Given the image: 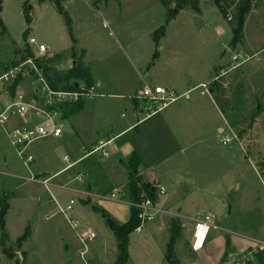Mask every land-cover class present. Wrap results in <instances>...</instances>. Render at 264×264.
I'll return each mask as SVG.
<instances>
[{"label":"rangeland","instance_id":"1","mask_svg":"<svg viewBox=\"0 0 264 264\" xmlns=\"http://www.w3.org/2000/svg\"><path fill=\"white\" fill-rule=\"evenodd\" d=\"M23 2L0 0V76L18 59L13 50H24L29 38L46 46L45 56L73 48L76 61L90 67L95 79L113 83L116 90L111 93L122 98L109 99L102 92L83 100L82 109L62 121V133L73 137L81 152V143L87 145L90 139H80L75 132L82 137L83 131L93 130V137L103 140L109 129L117 134L132 128L108 148L111 163L91 164L88 179H78L74 167L43 185L46 178L36 177V165L52 174L63 168L70 142L65 137L51 139L37 158L34 151L30 174L0 126V196L9 197L5 233L0 231V264H114L115 237L92 208L104 211L116 225L128 220L129 203L121 193L127 185L123 164L129 149L141 158V181L151 183L146 177H154L155 188L163 187L156 206L170 215L129 234L128 264H166L167 218H176L182 228L175 247L177 264H261L256 255L264 240V0L251 1L234 48L230 27L211 0L199 1V13L179 11L166 23L157 44L151 35L166 20L158 0H63L61 10L31 0L28 26ZM235 53L244 62L232 68ZM70 65L67 59L56 69L66 71ZM215 77L223 81L227 106L235 109L230 116L245 121L239 129L253 121L241 140L235 139L205 87ZM22 78L15 93L29 99L34 79ZM145 86L167 89L175 99L137 123L147 113L133 115L132 99L142 109ZM4 92L0 91V106L7 88ZM12 121L14 127L20 125ZM119 158L125 162L118 163ZM183 185L188 191L178 196ZM70 200L72 211L63 213ZM198 213L211 217V227L204 247L192 258L189 240ZM69 218L76 220L75 228ZM87 232L95 234L91 242L82 240ZM4 250L14 257L8 259Z\"/></svg>","mask_w":264,"mask_h":264},{"label":"trees","instance_id":"2","mask_svg":"<svg viewBox=\"0 0 264 264\" xmlns=\"http://www.w3.org/2000/svg\"><path fill=\"white\" fill-rule=\"evenodd\" d=\"M31 0H24L22 5V14L26 26L31 23V6L29 4ZM37 5H42L45 2L50 3L57 10H61V2L63 0H33ZM200 0H158L162 7L166 11V20L163 26H160L152 35V40L157 44L158 40L164 36L165 25L168 21L173 19L177 13L181 10H191L193 12L199 13L198 3ZM216 6L219 13L227 21L230 31H231V42L230 45L232 48L236 47L239 44L241 39V31L243 28V23L247 13L250 10V4L252 0H211ZM228 14L230 19L228 20ZM26 32L22 34L23 41L26 39ZM1 35V34H0ZM13 54L17 56V60L11 63V68H15L18 65L24 63L28 59L32 61L37 70L45 77L50 88L55 91H76L75 83L82 82L87 88L92 87L91 77L87 68H85L82 63L76 61L73 48L68 51L61 52L53 56H44L42 58L33 59V55L27 46L24 47V50H13ZM158 53L155 52L153 58L156 59ZM70 60V68L66 71H58L56 67L66 60ZM7 69L6 71H9ZM31 75H35L31 72ZM52 75V76H51ZM23 76L18 75L10 84L7 86V93L9 97L15 95V89L19 85L20 81L23 79ZM209 95L212 98V101L218 108V110L224 115L226 123L230 128L232 134L236 140H241L243 135L247 130L252 126V120L240 130V127H243L245 124L244 119L240 120L236 117H231L230 114L235 112V109L226 104L225 99V89L223 86V81L221 78L215 77L208 85L205 86ZM83 101L63 103L59 105V108L62 113V118H67L68 114L78 112L82 109ZM258 108L255 109V114L258 112ZM65 118V119H66ZM126 170V189L121 193L122 199L130 204L140 203L144 199H149L152 203L157 202L155 186L152 184L144 183L141 181L140 176H138L139 160L136 155H132L128 158V161L124 163ZM148 185V187H147ZM8 194L4 193L0 196V231L5 233L4 230V216L9 207L8 205ZM92 210L95 213H99L104 218H109L104 211L99 208L93 207ZM129 218L122 224L117 225V230L113 233L116 240V258L114 264H128L130 262L128 256V237L129 234L135 231L136 227L139 224L137 219V209L133 206H129ZM166 228L168 230V241L165 246V255L164 261L166 264H177L178 257L175 252V247L181 241V231L182 228L178 224L176 218H167ZM28 237V229L24 232L20 240L25 241ZM189 256L194 258V252L190 250ZM258 260L261 264H264V250L258 251L257 255ZM236 264V263H233ZM242 264V263H238ZM245 264H250L246 262Z\"/></svg>","mask_w":264,"mask_h":264},{"label":"built area","instance_id":"3","mask_svg":"<svg viewBox=\"0 0 264 264\" xmlns=\"http://www.w3.org/2000/svg\"><path fill=\"white\" fill-rule=\"evenodd\" d=\"M230 19V16L227 17ZM106 23H103V27ZM26 46L30 49L31 46L35 47L33 52V59L44 57L48 49L42 43H37L34 38H29ZM233 63L232 68L244 61L241 60V54L235 53L231 57ZM33 72L35 75H31ZM18 75L23 77H30L34 79L35 88L33 89V97L25 99L23 95L16 94L12 97L6 96L2 105L0 106V126L3 128L12 147L15 149L17 157L22 161L23 166L28 168L33 161V155L29 153V148L32 143L47 138L58 139L62 134V113L59 108L60 104L78 102L83 100H92L99 95L93 87L87 88L83 83H77L76 91H55L50 88L45 77L37 70L32 61L28 59L24 63L15 68L6 71L0 76V91H5L6 83L12 82ZM175 98L172 97L168 90L156 86H145L142 89V100L144 107L141 110L146 111V116L153 115L155 112L165 108ZM40 100V103H39ZM154 108V112L151 109ZM151 111V112H150ZM145 116V117H146ZM13 119L19 121V126L14 127ZM108 142H99L91 146L90 150L83 151L85 157L97 154L107 156L104 148ZM65 167L62 171L68 170L72 167L73 163L70 162L68 156L62 159ZM34 181V178H31ZM48 180H43L41 183L47 185ZM264 186V179H263ZM156 196L164 195L163 187L157 186L155 188ZM111 198L114 194L110 195ZM156 203H152L149 199H144L137 204H128L135 207L138 211L137 219L139 221L135 231L140 232L146 223L154 221L157 217H165L170 215L166 210L157 208ZM74 204L72 200L65 207L63 213L72 211L71 206ZM72 228L76 227V220L68 219ZM211 227V217L207 214L198 213L193 220V228L190 235L189 247L192 252L200 251L206 242ZM264 232V230H263ZM95 239L93 232H87L82 240L91 242ZM264 250V240L258 243V251Z\"/></svg>","mask_w":264,"mask_h":264},{"label":"crops","instance_id":"4","mask_svg":"<svg viewBox=\"0 0 264 264\" xmlns=\"http://www.w3.org/2000/svg\"><path fill=\"white\" fill-rule=\"evenodd\" d=\"M88 71H89V74H90V77H91L92 87L96 90L97 93H99L100 96H102L101 93L103 92L104 94L105 93L106 94L108 93V98L109 99H118V100H120L122 98L119 94H115L114 95V93H111L112 90H116L113 83L109 82L108 80H107L108 81L107 82L106 79H104V80L95 79L93 77V74L91 72V68L90 67L88 68ZM132 102H133V104H132L133 105V115H135L136 117H138L139 114H142L143 115L146 112V111L141 110L140 108H138V105L135 102V98L132 99ZM145 116L146 115H144L139 121H137V123H140V122L144 121L145 119H147L151 115L146 116V117ZM62 120L64 121L65 118H63ZM109 127L110 126H108V128ZM131 128H132V125H129L126 129H124L123 131H120L117 134H114L113 131L109 129V132H110L109 135H106L105 136V139H103V140L98 139V138H94L93 137V134H92L93 133V130L92 131H89V130L88 131H83L82 132V137H80L78 135V132H75L76 136H78L80 139H84V138H86L88 140L90 139V141L87 143V145L81 143V145H80V149H81L80 151L81 152H79L78 147L74 144L73 137H71L68 133H66V134L65 133H62L61 134V137L58 138V139H61V138L65 137V142H70V150H71V153H70V155H64V156H68L69 159H70V162L73 163L72 167L69 168L68 170L76 167V171H77V174L76 175H77V178L78 179H82V178L83 179H88L89 174H91V171H90L91 164L95 163L96 166L101 167L100 165H102L103 163H105V164L111 163V159L112 158H110V159L107 158L108 153H109L108 148L112 145V142L122 132H124L125 130H128V129H131ZM89 133L92 134V136H90ZM51 139H53V138H47V139H44V140L36 141V142H34V143H36L34 146H32L34 144V143H32V145L29 148V150L32 152V155H33V161L30 163L31 165L32 164H35V160H34V158H35V155L34 154L35 153H33V152L36 151V158H37V156L39 155V153L41 154V152L43 151V149H44L43 146L47 143L48 140H51ZM54 140H57V139H54ZM99 142H108V145L104 148V151H105V153H106L107 156L105 157V156H102V155H95V156L94 155H91L89 157H85L82 152L85 151V150H87V147L94 146V145L98 144ZM117 150L120 151L119 148L116 149V151L114 152L113 155L117 156ZM133 154L136 155L133 150L129 149L128 150V155H127L128 158H130ZM63 157H62V159H63ZM136 157H137V155H136ZM89 158H90V160H88ZM91 158H93V160ZM105 158H107V160ZM128 158H126V159L128 160ZM138 160H139L138 176L145 178L144 177V174H143V170L141 169V158H138ZM117 162L120 163V164H123L125 162V160L122 159V158H119V159H117ZM29 166L26 169L31 174V171L29 170ZM62 166H63V168L65 167V164L63 163V161H62ZM35 168H36L35 172L37 173L36 174V177L37 178L38 177H40V178L41 177L42 178H46L47 180L53 178L54 176H56L59 173L68 171V170L62 171L63 168H61V169H58L55 173L52 174V172L45 171L44 167H40V166H37L36 165ZM123 169H124V171L126 173L124 164H123ZM91 176H92V174H91ZM32 177L34 178V176H31V178ZM146 179H150V182L151 183H148V184H152V185L154 184V181H153L155 179L154 177L153 178L152 177H146ZM158 185L161 186L160 184H158ZM82 194H83V191L81 190V195Z\"/></svg>","mask_w":264,"mask_h":264},{"label":"water","instance_id":"5","mask_svg":"<svg viewBox=\"0 0 264 264\" xmlns=\"http://www.w3.org/2000/svg\"><path fill=\"white\" fill-rule=\"evenodd\" d=\"M64 17L66 18L67 22H70V20L68 19L67 15H66L65 13H64ZM0 26H1V24H0ZM75 87H77V83H75ZM147 187H148V185H147ZM187 191H188V188H187L185 185H183V186H181V187L179 188L177 194H178V196H181L184 192H187ZM103 218H104V217H103ZM104 220H105V223H106V225H107L109 231H110L111 233H114V232L117 230V227H118V226L116 225V223L113 222L110 218H104ZM3 254H4L8 259H12V258L14 257V254H13L12 252H7V250H4V251H3Z\"/></svg>","mask_w":264,"mask_h":264}]
</instances>
